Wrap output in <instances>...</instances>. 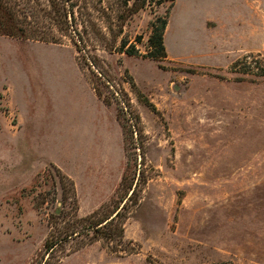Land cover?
<instances>
[{
	"label": "rangeland",
	"instance_id": "obj_1",
	"mask_svg": "<svg viewBox=\"0 0 264 264\" xmlns=\"http://www.w3.org/2000/svg\"><path fill=\"white\" fill-rule=\"evenodd\" d=\"M74 1L80 38L32 10L28 30L57 44L0 40V264H264V0H173L159 62L149 24L171 2ZM81 87L122 135L117 197L134 193L122 242L87 232L46 252L121 179L91 207L49 164Z\"/></svg>",
	"mask_w": 264,
	"mask_h": 264
},
{
	"label": "trees",
	"instance_id": "obj_2",
	"mask_svg": "<svg viewBox=\"0 0 264 264\" xmlns=\"http://www.w3.org/2000/svg\"><path fill=\"white\" fill-rule=\"evenodd\" d=\"M130 1H132V7L129 11L130 14H135L144 9L147 3V0H124V4L126 5ZM166 1L171 2L166 13L156 17L155 20L149 24L151 29V36L148 40L150 50H148L149 52L145 57L156 62L165 58L163 35L168 23V11L172 6L173 0ZM65 3H68L67 6ZM77 5V1L74 0H0V37L24 42L31 41L57 44L55 38L50 39L47 36H38L35 34L36 30H28L31 28L29 13L32 10H37L41 13L39 17L50 25L55 26L59 33L68 34L73 32L78 39L80 38V34L76 28L77 16H75L74 13V8L77 7ZM121 20H125L123 16ZM125 53L129 56L139 55L136 51L126 50ZM98 96L100 97V95ZM59 179L67 185V190L71 195L70 197L74 199L72 182L64 175H61ZM124 180L125 177L123 175L117 191L108 203L102 205L87 217L78 219V224L75 223V225L65 227L61 233V239L53 238L54 233L51 232L44 242L45 251L51 252L56 246L60 245L69 237L74 235L79 236L87 232L91 233V239L102 240L107 245H110L114 241L119 243L122 242L124 239L123 225L127 219L126 216L123 215L125 204L128 201L127 195L129 191H127V189L131 190V195L134 193V188L132 189V185L129 184L125 193L117 197L121 187L124 185ZM68 197L69 194L67 199ZM63 201L64 203L66 202V200ZM109 208L111 209L109 210ZM73 210L74 212L76 210L75 204L73 205Z\"/></svg>",
	"mask_w": 264,
	"mask_h": 264
},
{
	"label": "crops",
	"instance_id": "obj_3",
	"mask_svg": "<svg viewBox=\"0 0 264 264\" xmlns=\"http://www.w3.org/2000/svg\"><path fill=\"white\" fill-rule=\"evenodd\" d=\"M1 88L8 90L6 84ZM69 106L58 109L67 114H64L66 118L59 117L57 131L61 140L57 141L58 155L55 159L51 158L49 164L56 166L72 182L75 198L82 196L88 199L91 207L100 206L112 195L123 177L122 135L114 120L110 119V129L106 126L108 115L92 92L81 87L80 94L73 98L72 107ZM100 110L104 111V120L93 117ZM66 128L70 130L68 134ZM86 131L91 136H87ZM118 168L121 170L118 171Z\"/></svg>",
	"mask_w": 264,
	"mask_h": 264
}]
</instances>
